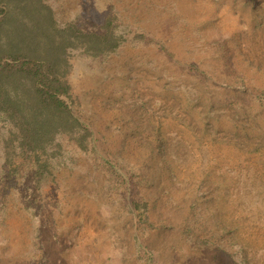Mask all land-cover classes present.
I'll return each instance as SVG.
<instances>
[{
	"label": "rangeland",
	"instance_id": "374dc122",
	"mask_svg": "<svg viewBox=\"0 0 264 264\" xmlns=\"http://www.w3.org/2000/svg\"><path fill=\"white\" fill-rule=\"evenodd\" d=\"M41 1L123 41L66 47L93 135L58 133L40 183L14 152L9 180L0 117V264H264V0H0V47L32 48Z\"/></svg>",
	"mask_w": 264,
	"mask_h": 264
},
{
	"label": "trees",
	"instance_id": "16d2710c",
	"mask_svg": "<svg viewBox=\"0 0 264 264\" xmlns=\"http://www.w3.org/2000/svg\"><path fill=\"white\" fill-rule=\"evenodd\" d=\"M41 6L45 24L41 25L42 32L32 37V48L0 47V117L8 123L4 149L11 168L9 180L17 171L15 160L9 154L14 152L22 161L33 162L37 183L47 171L48 157L58 154L60 144L55 140L58 133H67L82 149H86L88 138L93 135L71 105L66 47L81 45L85 53L100 55L115 51L123 41V36L115 31L114 18L106 19L103 32H86L73 23L61 28L50 7L42 1ZM1 11L0 8L2 30L4 14ZM137 37L144 39L142 35ZM132 204L137 209H147L146 203L133 200Z\"/></svg>",
	"mask_w": 264,
	"mask_h": 264
}]
</instances>
